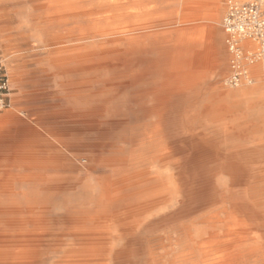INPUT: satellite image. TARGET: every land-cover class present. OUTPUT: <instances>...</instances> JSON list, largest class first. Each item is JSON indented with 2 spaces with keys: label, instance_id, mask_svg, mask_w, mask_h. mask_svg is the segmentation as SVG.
Returning <instances> with one entry per match:
<instances>
[{
  "label": "bare ground",
  "instance_id": "obj_1",
  "mask_svg": "<svg viewBox=\"0 0 264 264\" xmlns=\"http://www.w3.org/2000/svg\"><path fill=\"white\" fill-rule=\"evenodd\" d=\"M35 2L49 21L81 18L77 35L92 38L90 44L68 45V31L46 33L41 42L50 68L78 76L76 92L86 103L82 130L93 135L83 166L113 173L100 201L114 203L121 217L115 225L105 209L107 220L98 225L102 236L66 247L59 241L64 264H106L110 257L131 255L146 257L147 264H264V82L249 88L242 81L238 92L212 85L215 96L190 99L185 95L201 93L199 79L209 77L191 27L179 30L168 20L161 31L159 19L143 15L144 0ZM250 39L243 40L245 47L255 45ZM16 163L40 165L29 155ZM72 171L44 183L55 190L75 184L80 178ZM27 212L16 230L1 232L9 239L1 242L0 262L25 264L44 250V222ZM80 224L77 215L66 230L78 233ZM161 227L178 230V237L119 251L110 245L141 228ZM96 254L107 257L85 260Z\"/></svg>",
  "mask_w": 264,
  "mask_h": 264
},
{
  "label": "rangeland",
  "instance_id": "obj_2",
  "mask_svg": "<svg viewBox=\"0 0 264 264\" xmlns=\"http://www.w3.org/2000/svg\"><path fill=\"white\" fill-rule=\"evenodd\" d=\"M35 3V0H0V58L11 88L10 105L0 111V247L3 240L9 239L1 232L8 228L16 230V226L28 219V213L35 212L40 214L43 229L47 230L46 242L44 250L25 264H64L63 247L70 242L102 236L98 225L107 220L105 209L111 213L115 225L120 224L121 217L114 203L105 206L100 201L102 188L110 185L113 173L83 166L86 158L82 154L93 141V135L82 130L80 111L86 103L76 92L78 76L73 71L50 68L48 49L41 42L46 33L68 31L73 32L66 39L68 45L90 44L92 38L77 35L75 30L84 23L81 18L49 21ZM229 3L211 13L201 7L197 9L196 0H144L143 15L147 19H159L161 31L167 30L166 21L175 20L176 29L191 27V33L196 35L194 49L200 52L209 77L199 79L203 83L201 93L185 95L190 99L215 96L209 92L212 85L233 91L241 88L242 81L249 88L264 82V58L258 54V41L239 40L222 25ZM262 7L264 11V3ZM244 39L252 40L255 45L245 47ZM231 40H237L236 50L229 49ZM235 75L237 80L232 82ZM25 155L38 159L40 165L16 163ZM70 170L80 178L75 184L55 190L44 183L46 177L67 174ZM77 215L81 217L79 232L66 230L67 221ZM177 235L179 231L172 228H141L135 234L116 237L110 245L119 251L142 247L148 240L167 241ZM59 241L65 243L63 247ZM106 257L96 254L85 260L100 262ZM0 264L11 263L4 260ZM106 264H147V259L134 255L110 257Z\"/></svg>",
  "mask_w": 264,
  "mask_h": 264
},
{
  "label": "built area",
  "instance_id": "obj_3",
  "mask_svg": "<svg viewBox=\"0 0 264 264\" xmlns=\"http://www.w3.org/2000/svg\"><path fill=\"white\" fill-rule=\"evenodd\" d=\"M224 15L222 25L233 37H253L264 49V11L261 9L260 0L230 2ZM234 44L235 41L230 42V50L233 49ZM236 80L235 75L231 81L236 82ZM10 92L9 79L0 58V111L10 105Z\"/></svg>",
  "mask_w": 264,
  "mask_h": 264
},
{
  "label": "crops",
  "instance_id": "obj_4",
  "mask_svg": "<svg viewBox=\"0 0 264 264\" xmlns=\"http://www.w3.org/2000/svg\"><path fill=\"white\" fill-rule=\"evenodd\" d=\"M196 1L198 3L197 9L201 7L202 9L204 8L206 11L213 13L214 10H216L218 6L224 7L228 2L241 1V0H196ZM213 86H214L213 87L214 89L219 88L218 85H213ZM240 89L242 88H239L237 90H233L230 92H235V91L238 92ZM247 96H249L250 98H253L255 97V93L250 92ZM241 113H247V111L243 110L241 111Z\"/></svg>",
  "mask_w": 264,
  "mask_h": 264
}]
</instances>
